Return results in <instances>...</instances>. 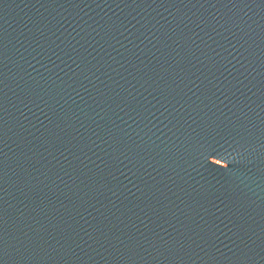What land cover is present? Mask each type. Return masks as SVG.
Listing matches in <instances>:
<instances>
[{"label": "water", "instance_id": "water-1", "mask_svg": "<svg viewBox=\"0 0 264 264\" xmlns=\"http://www.w3.org/2000/svg\"><path fill=\"white\" fill-rule=\"evenodd\" d=\"M0 264H264V163L138 174L0 163Z\"/></svg>", "mask_w": 264, "mask_h": 264}]
</instances>
